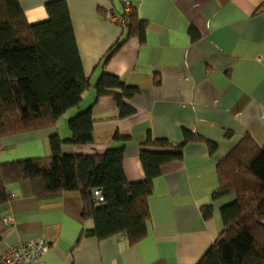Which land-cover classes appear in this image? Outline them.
<instances>
[{
  "label": "crops",
  "instance_id": "1",
  "mask_svg": "<svg viewBox=\"0 0 264 264\" xmlns=\"http://www.w3.org/2000/svg\"><path fill=\"white\" fill-rule=\"evenodd\" d=\"M48 1L19 0L29 22L46 18ZM65 1L89 86L54 124L0 136V163L50 155L49 136L68 139L69 118L86 108L92 141L64 142L62 151L121 148L129 182L145 178L139 153L148 139L179 143L187 130L215 149L210 153L204 140L191 141L179 158L160 166L148 198L147 233L133 244L120 235L81 236L92 220L82 217L77 191L39 198L29 181L9 183L8 200L0 206V254L43 237L49 249L40 264H196L223 229L221 207L234 198L211 199L218 161L244 135L264 145V0ZM125 5L146 24L143 42L108 17L119 18ZM119 40L105 63V53ZM103 70L136 88L126 100L131 115L119 116L111 95L96 94ZM207 204L210 218L201 213Z\"/></svg>",
  "mask_w": 264,
  "mask_h": 264
},
{
  "label": "trees",
  "instance_id": "2",
  "mask_svg": "<svg viewBox=\"0 0 264 264\" xmlns=\"http://www.w3.org/2000/svg\"><path fill=\"white\" fill-rule=\"evenodd\" d=\"M45 12V19L29 22L19 0H0V136L54 124L79 103L89 86L66 1L46 2ZM119 19L128 35L135 33L144 41L146 24L134 7L129 6ZM191 36H195L192 29ZM121 44L122 40L116 41L108 49L105 63ZM94 87L97 95L113 97L119 116L134 112L126 100L134 95L135 87L104 70ZM92 123L90 108H86L69 118L68 139L57 133L49 136L50 155L0 163V206L8 200L7 185L12 182L29 181L39 198L77 191L82 217L92 220V227L81 236L120 235L133 244L147 233L148 198L160 166L179 158L184 144L204 139L187 130L179 143L148 139L139 153L145 178L129 182L121 165V148L100 154L62 151L64 142L90 143ZM204 141L212 153L215 144ZM216 173L218 185L211 199L234 198L221 207L223 229L196 264H264V145L244 135L218 161ZM95 188L101 190L103 201L93 196ZM201 213L210 218L212 204L202 206Z\"/></svg>",
  "mask_w": 264,
  "mask_h": 264
},
{
  "label": "built area",
  "instance_id": "3",
  "mask_svg": "<svg viewBox=\"0 0 264 264\" xmlns=\"http://www.w3.org/2000/svg\"><path fill=\"white\" fill-rule=\"evenodd\" d=\"M128 9L129 6L125 5V12ZM108 17L114 21H122L112 14H108ZM92 193L97 201H103L100 189L95 188ZM5 220L9 221L10 217H5ZM48 249L49 244L43 237L21 241L10 246L4 253L0 254V264H40Z\"/></svg>",
  "mask_w": 264,
  "mask_h": 264
}]
</instances>
